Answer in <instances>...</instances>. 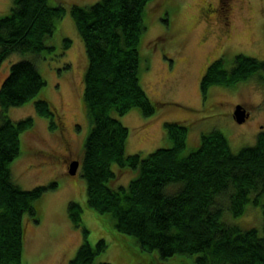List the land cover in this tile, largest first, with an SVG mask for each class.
Instances as JSON below:
<instances>
[{"label": "trees", "instance_id": "obj_1", "mask_svg": "<svg viewBox=\"0 0 264 264\" xmlns=\"http://www.w3.org/2000/svg\"><path fill=\"white\" fill-rule=\"evenodd\" d=\"M150 1L97 0L70 7L88 62L82 96L90 122L81 164L84 207L98 219L108 215L116 242L128 235L134 238L132 250L143 259L135 264H264V130L253 145L237 152L231 151L218 129L201 132L188 150L187 124L165 120L162 127L169 145L146 156L125 154L129 129L112 111L123 115L138 108L149 117L163 105L151 100L140 81L139 44ZM64 12L61 4L53 6L48 0H12L9 11L0 15V65L16 52L41 58L52 52L65 56L72 40H51L55 20ZM226 62L222 56L207 67L200 81L203 95L211 85H233L256 72L264 81V61L239 53L230 67ZM64 67L69 70L71 64ZM45 84L35 61L29 59L12 63L0 84V264H23L24 219L39 220L40 197L56 186L51 181L23 189L10 168L22 150L21 134L34 128V119L12 120L6 111L35 99ZM34 107L48 118L51 130L62 129L50 100L36 98ZM128 173L134 176L126 185H114ZM248 204L261 206V231L238 228L224 218L225 211L238 216ZM81 212L78 203H69V217L76 226ZM83 229L84 239L68 264H93L106 250L104 238L92 245Z\"/></svg>", "mask_w": 264, "mask_h": 264}, {"label": "rangeland", "instance_id": "obj_2", "mask_svg": "<svg viewBox=\"0 0 264 264\" xmlns=\"http://www.w3.org/2000/svg\"><path fill=\"white\" fill-rule=\"evenodd\" d=\"M96 1L48 0L50 5L61 4L65 8L63 16L55 20L56 32L50 38L62 41L69 37L72 40L65 56L52 52L41 58L34 53L16 52L0 65L1 84L12 63L21 59L34 60L46 81L35 99L50 100L63 126L60 131L51 130L48 118L36 112L35 99L21 106H11L6 111L12 120L27 116L34 119V128L21 134L22 150L10 167L15 182L23 189H31L56 181L55 188L40 197L39 220L34 223L24 219L23 264H68L84 239L83 227L88 230L87 239L92 245L100 238L107 243L106 250L93 264L143 261L132 250L136 245L132 236L116 242L109 232L108 215L102 214L98 219L94 211L84 207L86 192L81 164L90 122L82 96L88 62L70 7L72 4L88 6ZM220 4L223 8L219 9ZM11 5L12 0H0V15L6 14ZM149 7L150 11L147 13L146 9L144 13L146 29L139 44L140 81L151 100L163 105L149 117L143 116L138 108H131L123 115L112 111V115L129 129L125 154L138 152L146 156L156 147L169 145L162 127L165 120L187 124L188 150L195 147L201 132L213 129L226 136L233 152L253 145L258 133L264 130L261 72L233 85H211L206 95L201 92L200 81L212 59L225 57L227 67L239 53L264 61V0H151ZM65 63L71 64L69 70L64 67ZM236 104H243L249 113L244 122L238 123L233 117ZM71 160L79 162L75 175L67 173ZM116 167L113 164V169ZM132 176L128 173L118 178L114 185H126ZM261 199L264 201V195ZM70 202L82 207L78 226L69 217ZM224 218L241 229L256 227L262 230L260 205L248 204L238 216L225 211Z\"/></svg>", "mask_w": 264, "mask_h": 264}, {"label": "water", "instance_id": "obj_3", "mask_svg": "<svg viewBox=\"0 0 264 264\" xmlns=\"http://www.w3.org/2000/svg\"><path fill=\"white\" fill-rule=\"evenodd\" d=\"M249 113L246 111V108L243 104H236L233 110V117L238 122H244L248 117ZM79 162L77 160H72L68 167V173L70 175H75Z\"/></svg>", "mask_w": 264, "mask_h": 264}, {"label": "flooded vegetation", "instance_id": "obj_4", "mask_svg": "<svg viewBox=\"0 0 264 264\" xmlns=\"http://www.w3.org/2000/svg\"><path fill=\"white\" fill-rule=\"evenodd\" d=\"M219 1L221 2V0H219ZM220 8H223L222 4H220L219 9H220ZM209 11H211V9H210ZM208 22H209V21H208ZM225 24L228 25V22H225ZM219 58H220V57H219ZM216 59H218V58H216ZM216 59H215V60H216ZM208 61H209V60H208ZM213 61H214V60L212 59V60L210 61V63L207 65V67H208ZM207 67H206V69H207ZM205 71H206V70H205ZM71 161H72V160H71ZM71 161L68 162V167H69V164H70ZM67 173H68V172H67ZM68 174H69V173H68Z\"/></svg>", "mask_w": 264, "mask_h": 264}]
</instances>
